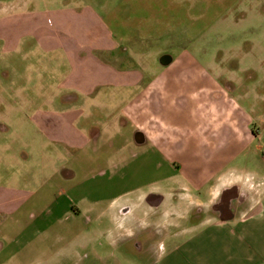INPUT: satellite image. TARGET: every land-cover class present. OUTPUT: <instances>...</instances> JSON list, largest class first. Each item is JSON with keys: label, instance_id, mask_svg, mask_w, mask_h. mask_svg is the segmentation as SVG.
<instances>
[{"label": "crops", "instance_id": "crops-1", "mask_svg": "<svg viewBox=\"0 0 264 264\" xmlns=\"http://www.w3.org/2000/svg\"><path fill=\"white\" fill-rule=\"evenodd\" d=\"M3 6V22L6 28H13L0 37V42L5 43L0 50L1 59L16 53L23 61L28 60L31 50L27 44L31 41L43 52L62 54L72 66L60 84L64 94L37 106L31 118L43 137L63 147L44 150L43 156L51 154L63 160L44 166L52 171L50 178L37 180L30 175V178L13 179L11 183L15 184L9 180L0 184V238H7L6 235L11 236L15 231L24 233L27 235L23 243L28 247L38 240L34 235L67 229H77L81 235L84 218L96 217L100 221L109 216L119 235L125 237L155 231L158 236L155 252L147 264H264V153L261 150L264 113L258 112L254 118L251 115L257 110L263 112L258 107L264 106V53L243 55L241 65L231 66L221 76L223 79L226 76L225 82L220 78L200 77L197 87L188 90L177 80L163 83L149 80L147 72L143 75L139 72L143 70L130 68L126 63L125 67H117L115 61L127 56L120 57L114 34L94 7L56 9L53 19H47L49 24L54 21L51 30L42 27L43 21L31 18L18 3ZM102 51L108 54L103 55ZM170 85L175 89L170 90ZM177 97L181 99L183 115L195 116L201 112L199 116L206 119L208 125L199 129L203 132L200 141L205 147L212 142V150H204L202 163L191 161L189 172L177 160L182 178L169 174L164 179L182 180H176L177 184L190 186L189 195L198 199L192 204L202 207L207 202L209 205L216 202L222 193L239 188L247 195V202L226 218L213 214L190 222V209L180 215L178 211L155 210L150 204L158 196L153 184L137 182L117 190L119 195L104 205L107 188L100 176L113 177L121 170L131 174L133 165L141 160L146 167L153 152L166 162L170 159L168 153H176L182 160V154L189 152L191 160L197 159L199 147L188 141V136L181 140L176 135L168 136L164 130L162 115L172 113ZM57 100L69 106L45 108L55 105ZM79 100H82L80 105L74 104ZM220 103L226 106L224 109L232 105L243 107L237 112L242 120L240 129L215 126L216 105ZM244 106L257 109L247 111ZM254 123L259 129H253ZM175 136V141L169 144L170 152L168 142L163 139ZM244 157L247 164L255 160L251 170L247 165L242 172L224 175L226 163ZM171 161L174 165L175 160ZM20 179L34 182L35 188L21 185ZM158 197L161 206L166 200ZM146 204L151 208L146 209ZM168 213L181 222L162 225ZM11 240L19 242L18 237Z\"/></svg>", "mask_w": 264, "mask_h": 264}, {"label": "rangeland", "instance_id": "rangeland-1", "mask_svg": "<svg viewBox=\"0 0 264 264\" xmlns=\"http://www.w3.org/2000/svg\"><path fill=\"white\" fill-rule=\"evenodd\" d=\"M10 3H18L31 18H40L44 23L41 26L51 30L54 28V21L49 24L47 19H53L56 9L94 7L106 19V26L114 34L116 43L120 46V57L127 56L122 57L121 61H115L117 67H137L145 71L139 70L143 75L147 72L146 77L149 80L153 78L161 83L177 80L179 84H185L188 90L197 87V79L200 77H204V80L220 78L225 82L226 76L224 79L221 76L230 70L231 66L241 65L243 55L250 52L256 55L264 53V0H0V37L13 28H6L1 12V7ZM12 31L17 33L18 30ZM27 45L31 56L26 61H23V57L18 58L16 53H9L3 59L0 57V184H6L8 180L11 183L16 178H30V175L31 179L37 180L50 178L52 171L45 170L44 166L49 162L59 163V160H63L51 154L48 157L43 156L44 150H59L63 147L43 137L31 122V118L36 113L37 106H42L44 101L54 99L62 93L60 84L72 65L68 64L62 54L43 52L31 41ZM2 46L5 47L4 42H0V50ZM100 53L108 54L103 51ZM165 55L167 60H171L168 64H162L160 61ZM168 88L175 89L171 85ZM221 88L223 89L222 86ZM177 101L172 105V113L162 115L165 133L168 136L176 135L181 140L188 136L186 139L199 147L197 159L191 160L189 152L185 156L182 154V160L178 154L168 153L166 155L170 159L166 162L164 157L161 158V155L153 152L150 159H147L146 167L141 160L133 165L131 174H128V170H121L113 177L100 176L99 180H104L107 188L104 205L107 206L110 199L119 195L117 190L130 186L131 182H137L153 184V191L166 200L161 206L153 207L155 210L178 211L180 215L183 210L188 211L196 206L192 202H197V196H190L187 191L190 186L185 183L177 184L176 180L181 182L180 179L164 178L169 174H178L174 178H182V175H179L181 172L177 160L178 163L181 161L180 165H185L186 172H189L191 161L202 163L204 150H212V142L208 147L201 146L203 132L201 134L199 129L208 125L206 119L199 116L201 112L195 113V116L183 115V108H180L179 103L181 99L177 97ZM81 103L82 100H79L74 104ZM49 106L65 108L69 104L57 100L55 105H47L45 108L50 109ZM216 106V127L240 129L242 120L238 118L237 112L242 106L236 108L232 105L227 109H224L226 106L222 103ZM253 108L257 109L244 106L247 111ZM258 109L263 112H250L252 118L258 112L264 113V106ZM244 118L247 119V116ZM253 125L254 130L259 129L257 123ZM262 135L264 139V130ZM176 136L163 139L168 142L170 152L172 148H169V144L175 141ZM261 150L264 153V140ZM68 158L63 163H66ZM171 160H175L174 165ZM254 162L255 160L251 159L247 164L245 157L236 161L230 160L224 165L222 172L225 176H230L232 173L242 172L243 167L247 165L251 170ZM87 170L88 168L83 171V175ZM19 182L32 189L36 185L21 179ZM120 182L122 184L118 187ZM178 194H184L183 200H180ZM209 204L205 203V208L208 209ZM145 207L151 208L149 204ZM168 214V218H163L162 225L168 222V225L172 226L178 224V221L181 222L180 218ZM96 219L87 217L82 220L84 229L81 235H78L77 229L49 233L39 231L36 233H40L39 235H34L35 238L39 237L37 242L28 247L23 243L27 234L22 235L24 233L15 231L11 236L6 235L7 238H0V264L151 262L153 252L152 257L141 255L142 252L138 250L136 242L132 241L133 238L119 235L109 216L100 218V221ZM15 237H18V243L11 240ZM139 240L137 239V242ZM141 243L143 244L142 241ZM81 245L85 246L80 247Z\"/></svg>", "mask_w": 264, "mask_h": 264}, {"label": "flooded vegetation", "instance_id": "flooded-vegetation-1", "mask_svg": "<svg viewBox=\"0 0 264 264\" xmlns=\"http://www.w3.org/2000/svg\"><path fill=\"white\" fill-rule=\"evenodd\" d=\"M162 58H164V56L161 57V62ZM246 197L247 195L239 188H232L227 192L222 193L219 196L218 200L212 203L208 209L202 206L193 207L190 211V222H195L198 219L205 218L213 214H218L222 218H226L231 215L234 210L237 211L240 207H243L245 205L244 203L247 202ZM160 202V197L155 196L152 198L150 204L154 207H157L160 205ZM154 232L155 231H150L149 233H138L137 235L133 236L132 241L136 242L135 245H138V250L142 252L141 255H143L144 257L151 255L152 252L154 254L155 252V238H157L158 236ZM137 239L140 240L137 242ZM141 241L143 242V244L141 243ZM152 255L150 257H152Z\"/></svg>", "mask_w": 264, "mask_h": 264}, {"label": "water", "instance_id": "water-1", "mask_svg": "<svg viewBox=\"0 0 264 264\" xmlns=\"http://www.w3.org/2000/svg\"><path fill=\"white\" fill-rule=\"evenodd\" d=\"M170 61H171L170 58L167 60L166 56H164V58H162V64H168V63H170Z\"/></svg>", "mask_w": 264, "mask_h": 264}]
</instances>
